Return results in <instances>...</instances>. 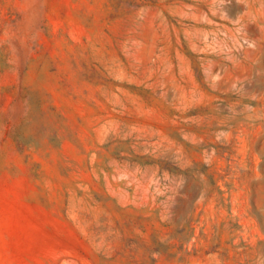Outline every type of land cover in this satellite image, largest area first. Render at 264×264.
Listing matches in <instances>:
<instances>
[{
	"label": "rangeland",
	"instance_id": "rangeland-1",
	"mask_svg": "<svg viewBox=\"0 0 264 264\" xmlns=\"http://www.w3.org/2000/svg\"><path fill=\"white\" fill-rule=\"evenodd\" d=\"M0 264H264V0H0Z\"/></svg>",
	"mask_w": 264,
	"mask_h": 264
},
{
	"label": "trees",
	"instance_id": "trees-1",
	"mask_svg": "<svg viewBox=\"0 0 264 264\" xmlns=\"http://www.w3.org/2000/svg\"><path fill=\"white\" fill-rule=\"evenodd\" d=\"M160 245H162V244H160ZM155 252H159V253H161V252H164V251H161L160 249H158V250L155 251Z\"/></svg>",
	"mask_w": 264,
	"mask_h": 264
}]
</instances>
